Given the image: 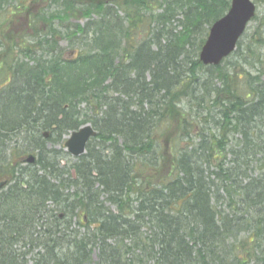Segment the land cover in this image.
<instances>
[{"label": "trees", "instance_id": "trees-1", "mask_svg": "<svg viewBox=\"0 0 264 264\" xmlns=\"http://www.w3.org/2000/svg\"><path fill=\"white\" fill-rule=\"evenodd\" d=\"M50 1L32 13L0 0V264H88L94 249L95 264H264V154L247 180L239 164L260 153L264 82L249 99L228 62L260 63L264 28L205 65L200 48L230 0ZM24 10L25 32L5 46L2 26ZM78 13L85 23L68 22ZM204 102L219 108L207 132ZM88 122L96 136L62 166L47 144Z\"/></svg>", "mask_w": 264, "mask_h": 264}, {"label": "rangeland", "instance_id": "rangeland-1", "mask_svg": "<svg viewBox=\"0 0 264 264\" xmlns=\"http://www.w3.org/2000/svg\"><path fill=\"white\" fill-rule=\"evenodd\" d=\"M21 1V0H20ZM112 0H105L106 5H111L110 2ZM119 3L122 2V0H118ZM254 2V4L256 5V17L249 22L247 28H246V34L248 35H252V31L254 30H258L259 28H264V0H252ZM53 3L50 0H26L25 6L27 9V11H30L32 13H36L37 11H39L40 9H50L51 5ZM50 11V10H49ZM25 10L22 11L21 14L18 15H11L8 20L5 22L6 24H4L2 26V42L5 46H8L11 42L14 41L13 37L17 34H21L24 33L27 25H28V14H24ZM120 15H122V12H119ZM92 17L95 18L96 16L94 14H92ZM178 18H174L173 21L170 24V28H172L174 31L175 30H180L181 29V25H179V21ZM68 22L70 23H80L83 24L86 22L87 18L85 16H82L81 13H78L76 15H71V17L67 18ZM41 24V23H40ZM256 32V31H254ZM15 40H17V36L15 38ZM61 46L62 47H68L67 45V41H61ZM242 56V57H241ZM234 56V54L229 57L228 62H232V64H234V62L236 63V68L234 70H236V79L238 84L240 85V91L243 94H250L249 90L247 89V87L253 86V84H256L255 80L258 81V84H260L261 82H264V56H262V60L260 61V63H257L256 65H249L247 64L246 61H250L251 59H244V56ZM232 67H229V70H231ZM210 83V82H209ZM214 83H219L218 80L213 79L211 81V84ZM258 84L256 86H258ZM210 86V85H209ZM208 87V86H207ZM206 93V92H205ZM117 93H113L112 96H116ZM249 99L251 97H254V93L248 95ZM198 111L205 115V113L210 112L211 117H207L206 120L203 121V118L201 119V121L203 122V129H205V132H207L206 130H208L209 128H213L215 127L214 122L217 121L215 120L216 118V113L218 112L219 108H212V106L208 105L207 103H201L199 104L197 107ZM89 118H91L90 113H88ZM259 121L256 122V128L254 129V132L256 134H258L261 138V144H260V153H257L256 156H253L250 162H248L247 164L245 163V161H248L250 159H242L240 161V172H242V176L244 177L243 180H247L250 176H255V174H257L259 172V168H260V163L261 161H259V159L261 158V153L264 154V114H262L261 116H259ZM89 123V122H88ZM90 124V123H89ZM91 125V124H90ZM173 127L169 128V133H174L175 129H176V125L173 124ZM236 133V132H235ZM70 134V133H69ZM68 133H65L62 135V142H49L47 144L48 148H54L55 150H60L62 149L63 152H65V154L61 155V160L59 162V164H61L62 166H66V168H69V166L76 161V158L72 157L66 150L64 147V140L69 136ZM209 136V134L207 135ZM234 140H236V143L239 141L240 139V135L238 133L234 134V136L232 137ZM165 137L162 139L163 141H165ZM191 140H188V143ZM198 139L196 137H193V141L192 144L194 142H197ZM187 143V141H186ZM91 144L93 145H97L100 146V142L98 139L96 140H92ZM166 144L168 145V140L166 139ZM181 146H184V142L181 143ZM233 147V145H232ZM225 151H227V147L225 148ZM227 156L226 159L224 161V167H232L234 165V163H232L233 160V155L229 152H227ZM73 222L75 221V218H73ZM72 227L73 228H77V224L72 223ZM242 237L245 236V233H241ZM37 250V249H36ZM36 250L33 251V253L29 254V257L31 255H34V253L36 252ZM97 250L94 249V252L92 254V259L91 262H89L88 264H95L96 259H97ZM27 257V258H29ZM27 264H32L31 261H28ZM87 264V263H86Z\"/></svg>", "mask_w": 264, "mask_h": 264}, {"label": "water", "instance_id": "water-1", "mask_svg": "<svg viewBox=\"0 0 264 264\" xmlns=\"http://www.w3.org/2000/svg\"><path fill=\"white\" fill-rule=\"evenodd\" d=\"M255 10L256 6L252 0H231L226 13L210 25L207 38L199 52V60L205 65H217L228 56L255 15ZM95 134L96 131L89 123L81 125L66 138V150L73 157H78L85 152L87 142ZM43 135L46 137L48 133L44 132ZM25 161L33 164L36 156L28 154ZM5 184L6 181H0V190Z\"/></svg>", "mask_w": 264, "mask_h": 264}, {"label": "bare ground", "instance_id": "bare-ground-1", "mask_svg": "<svg viewBox=\"0 0 264 264\" xmlns=\"http://www.w3.org/2000/svg\"><path fill=\"white\" fill-rule=\"evenodd\" d=\"M207 35H208V34H207ZM206 38H207V36H206ZM206 38H205V39H206ZM199 52H200V51H199ZM229 55H230V54H229ZM229 55H228V56H229ZM228 56H226V57H228ZM76 130H77V129H76ZM72 131H74V130H72ZM72 131H71V132H72ZM44 132H47V133L49 134L48 130H44L43 133H44ZM43 133H42V134H43ZM96 134H97V132H96ZM96 134H95V136H96ZM95 136H93V137H95ZM43 137H44V135H43ZM47 137H48V135H47L45 138H47ZM93 137H91V138H93ZM17 145H19V142L15 141L14 138L12 139L11 142L8 143V147H9V148H12L13 146H17ZM15 151H16V150H15ZM31 153H32V152L29 151V152L23 153V154L19 157V158L21 159V164H22L21 167L27 169V166H28V165H33L32 163H29V162L25 161V157H26L28 154H31ZM14 156H17V153H15ZM21 170H23V169H21ZM73 223L76 224V220H75ZM70 228H72V229H77V228H73V227H72V224H71V227H70Z\"/></svg>", "mask_w": 264, "mask_h": 264}]
</instances>
